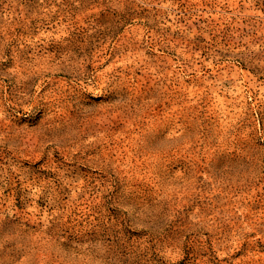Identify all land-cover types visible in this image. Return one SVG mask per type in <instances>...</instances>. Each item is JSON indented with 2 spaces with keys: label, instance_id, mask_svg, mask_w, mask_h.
<instances>
[{
  "label": "rangeland",
  "instance_id": "1",
  "mask_svg": "<svg viewBox=\"0 0 264 264\" xmlns=\"http://www.w3.org/2000/svg\"><path fill=\"white\" fill-rule=\"evenodd\" d=\"M0 264H264V0H0Z\"/></svg>",
  "mask_w": 264,
  "mask_h": 264
}]
</instances>
